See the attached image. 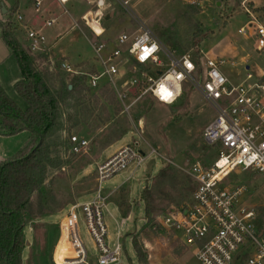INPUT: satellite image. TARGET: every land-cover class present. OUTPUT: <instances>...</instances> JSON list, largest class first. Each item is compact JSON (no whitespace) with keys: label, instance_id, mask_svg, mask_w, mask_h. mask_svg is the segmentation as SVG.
Returning a JSON list of instances; mask_svg holds the SVG:
<instances>
[{"label":"rangeland","instance_id":"obj_1","mask_svg":"<svg viewBox=\"0 0 264 264\" xmlns=\"http://www.w3.org/2000/svg\"><path fill=\"white\" fill-rule=\"evenodd\" d=\"M4 1L10 8V1ZM126 1L123 14L115 26L107 31V37L121 33L125 29L124 23H127L129 34L144 27L161 43L164 42L165 49H172L171 52L176 56L188 53L197 64L204 62L205 58L223 63L219 66V71L230 84L238 86L244 83L246 86L264 87V49H256L254 26L251 30L248 27L252 17L245 12L248 9L254 20L264 27V10L254 12V9L261 8L264 0ZM81 2L72 3L75 5L74 9L80 13L89 12L95 7V4ZM19 6L21 12L27 9L24 11L25 15L28 10H33V19L28 26L44 36L45 45H52L61 37L56 49L40 55L32 54L36 59V68L49 73L47 79L51 89L59 88L61 83L69 84L74 78L59 69L60 62L69 60L67 54L71 52L69 50L73 44L86 45L83 55L89 54L90 47L87 46L84 35L91 38L92 32L102 34L101 26L105 28V22L112 23L120 15V11L115 9L107 17H102L99 23L92 17V25L88 29L85 22L79 19V12L70 8L72 15L56 5L48 11L49 6L43 0L38 12L34 11L33 0H20ZM71 17L77 22L74 23ZM51 19L55 23L46 26L45 22ZM242 28L244 34L238 32ZM194 35L198 38L197 45L202 39H206L200 45V50L198 46L191 45ZM21 39L23 40L22 37ZM124 49L125 47H121L120 50ZM162 50L165 51L163 48ZM163 51L158 54V58L164 70L168 67V60ZM122 54L116 65L129 66L130 69L121 67L113 82L116 90L126 92L124 106H129L127 110L119 102L115 88L107 79L101 82L106 83V88L111 90L104 93V96L103 87L99 88L100 85L92 90L85 87L89 93H83L80 96L82 100H77L76 96L60 107L61 129L65 130L68 137L74 135L85 139L88 149L76 156L68 154L62 147L56 149L63 165L60 169L49 172L41 188L43 205L51 211L46 209V216L26 221L24 239L28 248L24 257L22 256L24 264H66L65 260H73V252L67 240L66 215L72 204H81L93 198L97 188L96 166L121 146H137L142 153L154 151L155 155L134 173L132 179L123 182L131 173L129 170L101 183L102 194L111 193L107 200L108 212L112 213L120 226V264H199L194 257V246L186 248L180 242L179 236L163 227L160 220L190 204L195 188L187 173L190 166L199 162L204 168H209L216 160L217 150L205 144L202 139L204 129L216 115L215 109L190 83L183 84L182 94L175 105L158 104L149 96H142L134 102L139 96V90H136L137 86L131 87L130 81L137 79L139 82L142 74L147 72H151L150 76L154 79L157 75L149 67L137 69L133 65L134 61L125 52ZM247 75L251 79L247 80ZM79 76L87 80L85 75ZM14 77L20 78L18 66L0 40L1 87L24 110L26 105L11 84ZM198 78L195 76L196 80ZM256 94L264 100V90L257 89ZM28 136L27 132H23L17 136L2 137L0 152L5 157L15 155L24 146ZM61 136L63 138L64 135L61 133ZM118 138V142L108 149L109 144ZM161 171L165 173L164 178L160 177ZM221 187L241 188L237 198L238 208L255 209L256 218L264 220V174L235 170L224 180ZM144 190L153 198L149 202V210L152 212L147 217L144 216L141 202ZM75 216L78 237L87 254L84 264H97L98 253L88 235L84 216L80 210L75 212ZM105 221L112 249L116 242L117 225L107 214ZM132 240L138 244L141 253L146 255L145 261L137 260Z\"/></svg>","mask_w":264,"mask_h":264},{"label":"built area","instance_id":"obj_2","mask_svg":"<svg viewBox=\"0 0 264 264\" xmlns=\"http://www.w3.org/2000/svg\"><path fill=\"white\" fill-rule=\"evenodd\" d=\"M56 1L61 4L66 2ZM84 1L96 5L101 0ZM34 2L35 10L38 11L41 0ZM123 5L127 3L123 2ZM245 12L252 17L250 23L254 26L256 49L263 50L264 27L254 20L248 9ZM22 21V16L15 15L16 23L21 24ZM54 23V20H49L45 25L49 27ZM23 31L28 50L32 54L42 52L44 37L27 27ZM238 32L245 33L243 28ZM117 47L105 58L101 54L104 45L92 44L102 72L87 76L90 88H96L101 78H107L115 88L119 102L125 110L129 108L124 106L126 92L116 90L113 82L119 75L115 65V61L122 55L119 48L125 47V53L136 65L149 67L157 75L154 79L150 76L151 72H147L142 74L139 82L137 79L130 81L131 87L140 88L134 102L142 96H150L158 104L175 105L182 94L183 84L190 83L213 106L216 113L202 134L203 142L217 150L216 160L209 168H204L199 162L190 166L187 173L195 186L190 204L161 218L160 224L175 232L186 248L194 246V257L199 264H264V230L257 228L255 209L238 208L237 198L241 188L221 187L235 170L264 174V100L256 94L257 89L264 90V87L246 86L244 83L232 85L219 71L223 63L205 58L204 62L197 64L190 54L176 56L172 52L163 51L157 39L144 27L136 35L119 36ZM161 51L168 60V67L164 70L158 58ZM59 67L66 75L79 76L65 62H61ZM195 76L199 77L198 80ZM249 79L251 76L247 75ZM68 143L67 153L73 156L83 154L88 149V142L78 136H69ZM152 155H155L154 151L145 154L137 146H122L96 166L95 195L81 204H72L66 215L67 240L73 252V260H65L66 264H84L87 259L77 232L75 212L78 210L84 216L88 235L98 253L97 264L121 263L120 226L116 230L115 245L110 249L105 215H109L107 200L111 193L103 195L101 183L129 170L131 173L127 180L132 179L134 173Z\"/></svg>","mask_w":264,"mask_h":264},{"label":"trees","instance_id":"obj_3","mask_svg":"<svg viewBox=\"0 0 264 264\" xmlns=\"http://www.w3.org/2000/svg\"><path fill=\"white\" fill-rule=\"evenodd\" d=\"M263 10L254 9V12ZM15 29L10 22L0 24V38L18 66L20 79L13 89L26 108H19L0 86V137H12L23 132H27L29 137L14 156L0 161V264H23L25 223L47 215L41 188L49 172L63 165L56 149L68 150V135L59 122L60 107L73 97L78 96L77 100H82L80 96L89 93L85 80L80 76L74 77L69 84L61 83L59 88L51 89L47 79L49 73L36 68V59L32 57L35 54L32 55L28 46L16 38ZM197 42L194 35L192 47L197 46ZM45 52L43 50L36 55ZM164 176L161 171L160 177ZM150 201H153L151 194L144 190L141 202L146 217L152 212L149 210ZM255 223L259 230L263 229V219L256 218ZM131 244L137 260L145 261L146 255L141 253L138 244L134 240Z\"/></svg>","mask_w":264,"mask_h":264},{"label":"crops","instance_id":"obj_4","mask_svg":"<svg viewBox=\"0 0 264 264\" xmlns=\"http://www.w3.org/2000/svg\"><path fill=\"white\" fill-rule=\"evenodd\" d=\"M10 1V3H9V7L10 8H8L7 6H6V4H5V1L4 0H0V24H5V23H8V22H10V23H12L13 24V26L16 28L15 29V34H16V36H19L20 38L22 37L23 38V40L21 41L20 40V38L18 39V37H17V39L21 42V43H23L24 45H27V41H25V33H24V31H23V28L25 27H27V28H29V29H32V30H35V29H33V28H30L29 26H28V24H29V22L33 19V17H32V11L31 10H28V12H27V14L25 15L24 14V11H27V9H24L22 12L20 11V6H19V2H20V0H9ZM43 1H45V2H47V5L49 6V9H48V11L52 8V6L53 5H56L60 10H63L64 12H67V13H69V14H71L70 13V9H72V10H74L75 12H79V19H82L83 17H84V15L85 14H87L88 12H86V13H80V11L78 10V11H76V9H74V6L75 5H72V3H74V4H76L75 2L76 1H79L80 3H82L81 2V0H66V2L64 3V4H61V3H59V2H57L56 0H43ZM82 1H84V0H82ZM41 2H42V0H41ZM85 2V1H84ZM123 2H126L127 3V1L126 0H106L105 1V4H104V8H103V11H104V15L105 16H103V17H107L108 15H110V13H112V12H114L115 11V9H118L119 11H120V15L117 17V19L116 20H114L112 23H107V22H105V28L103 27L102 28V26H101V29H102V34H96V32H95V34L92 32V37L91 38H89V37H86L85 35H84V37H85V41H86V43H87V46L88 47H90L89 48V54H85V55H83V51H84V47L86 46L85 44V46H82V45H77V46H75V44H73V46L71 47V50H69V51H71L69 54H67V51H65V53L67 54V57H68V59L69 60H67V59H64V61H62V62H65V63H67V64H69L79 75H85L86 77L87 76H95V75H99L101 72H102V67H101V65H100V63H99V60L97 59V57H96V54H95V52L93 51V49H92V44H95V43H100V44H102V45H104V49L102 50V56L103 57H108L114 50H116V49H118V47H117V39H118V37L119 36H121V35H124V34H126V35H128V36H133V35H136V33L139 31V29L138 30H135L134 32H132V33H128V31L129 30H127L126 28H127V23H124L125 24V29H122V31H121V33H119L118 35H116V36H113V37H107L106 36V33H107V31H109V29H111L113 26H115V23H116V21L120 18V16L123 14L122 12L124 11V8H126V7H124V5H123ZM255 3V2H254ZM87 4V3H86ZM33 5H34V11L35 12H38V11H36L35 9V2H34V0H33ZM41 5V4H40ZM69 6V7H68ZM127 6V5H126ZM261 6V8L264 6V4H262V5H260ZM30 7H32V6H30ZM39 8H40V6H39ZM39 8H38V10H39ZM70 8V9H69ZM23 8L21 7V10H22ZM34 13V12H33ZM20 15V16H22V18H23V21H22V23L21 24H18V23H16L15 22V15ZM72 15V14H71ZM74 17V16H73ZM73 17H71L72 18V21L75 23V22H77V20H74L73 19ZM75 18V17H74ZM77 18V17H76ZM75 18V19H76ZM113 19H115L114 18V16L112 17ZM51 20H54V19H51ZM83 20V19H82ZM91 25H92V23H91V21L89 20L88 21V27H91ZM72 26V25H71ZM73 27H74V25H73ZM72 27V28H73ZM87 27V26H86ZM87 27V28H88ZM71 28V29H72ZM89 29V28H88ZM35 31H37V32H39L38 30H35ZM90 31H92V30H90ZM40 33V32H39ZM41 34V33H40ZM42 35V34H41ZM43 36V35H42ZM44 37V36H43ZM61 39V37H59V38H57L56 39V41H55V43H53L52 45H45V41H44V44H43V49H44V51H48V50H52V49H56L57 47H58V45H59V40ZM157 39V38H156ZM0 40H1V38H0ZM204 40H206V39H202L200 42H199V44L197 45L198 47H199V50H200V45L202 44V42L204 41ZM72 41L73 40H71L70 41V43H72ZM157 41H158V43L160 44V46L165 50V51H167V52H171V51H173L172 49H165V47L163 46L164 45V42L162 41V43L157 39ZM1 42L3 43V41L1 40ZM166 44V46L168 45L167 43H165ZM3 45H4V47L6 48V49H8L6 46H5V44L3 43ZM191 45H192V43H191ZM78 47H82V48H78ZM168 47V46H167ZM81 49H82V51H81ZM121 48H119V50H120ZM8 51H9V49H8ZM121 51V50H120ZM126 51V48L123 50V51H121V53H123V52H125ZM10 52V51H9ZM173 53V52H172ZM201 53V52H200ZM188 54V53H187ZM182 55H185V54H182ZM182 55H180V56H182ZM123 56V54L115 61V65H116V63L119 61V60H121V57ZM165 56V55H164ZM61 63V62H60ZM134 65V64H133ZM117 66V65H116ZM135 66V65H134ZM121 67H123L122 69H130V67L129 66H125L124 67V65H122ZM121 67L119 66H117V69H118V71H119V73H120V71H121ZM129 67V68H128ZM137 69H139V70H141L142 68L140 67V68H138L137 66H135ZM88 71H92V73H85V72H88ZM122 71H124L125 72V70H122ZM131 71H132V69H131ZM134 72L136 71V69L134 68V70H133ZM123 72V73H124ZM133 74V73H132ZM134 75V74H133ZM71 77H78V76H75V75H72ZM133 77V76H132ZM19 79L20 78H18V77H14V79L12 80V83L11 84H13V86H14V84L17 82V81H19ZM73 79V78H72ZM87 80H85V84H86V86L89 88V89H91L92 90V88H90L89 87V85H88V78H86ZM107 78H101L100 80H99V82H98V85H100L99 86V88H101V87H103L102 89H103V92H102V95L104 96V93H106V92H108L109 90H111V88H106V83H103V82H101V81H103V80H106ZM0 86H1V84H0ZM104 86H105V88H104ZM110 87V86H109ZM2 88V87H1ZM97 88V87H96ZM96 88H94V89H96ZM3 89V88H2ZM136 90H139V92H140V88H138L137 87V89ZM113 95V94H112ZM114 96V95H113ZM150 97V96H149ZM105 98V97H104ZM22 134V133H21ZM17 136V135H16ZM29 137V136H28ZM2 137H0V139H1ZM28 139V138H27ZM118 141H116L115 142V140L113 141V142H111L110 144H109V146H108V149H110V148H112V146L114 145V144H116ZM122 147V146H121ZM120 148V147H119ZM118 148V149H119ZM107 149V150H108ZM117 149V150H118ZM116 150V151H117ZM116 151H114V153L116 152ZM6 155H4V154H2V152H0V161H4V160H6V159H8V158H11L12 156H10V157H5ZM14 156V155H13ZM111 156V155H110ZM125 181H127V179H125L123 182H125ZM122 182V183H123ZM114 193V192H113ZM109 218H111L113 221H114V223L117 225V228L119 227V224L116 222V220H115V218H114V216H112V213L109 211V215H107ZM24 235H25V232H24ZM27 248H28V243H27V245H26V248H25V250H24V252H23V254H22V256L24 257V253L26 252V250H27ZM22 261H23V259H22ZM23 264H24V262H23ZM157 264H160V263H157Z\"/></svg>","mask_w":264,"mask_h":264},{"label":"bare ground","instance_id":"obj_5","mask_svg":"<svg viewBox=\"0 0 264 264\" xmlns=\"http://www.w3.org/2000/svg\"><path fill=\"white\" fill-rule=\"evenodd\" d=\"M66 1V0H63ZM106 0H101L98 4L95 5V7L89 11L87 14L84 15V17L82 18L83 20H86L88 23V20H92L93 18H96V22L99 23L102 19V17L104 16V4H105ZM85 24L88 27V24Z\"/></svg>","mask_w":264,"mask_h":264},{"label":"water","instance_id":"obj_6","mask_svg":"<svg viewBox=\"0 0 264 264\" xmlns=\"http://www.w3.org/2000/svg\"><path fill=\"white\" fill-rule=\"evenodd\" d=\"M248 27H249V30H251V28H252V24L250 23V24L248 25Z\"/></svg>","mask_w":264,"mask_h":264}]
</instances>
